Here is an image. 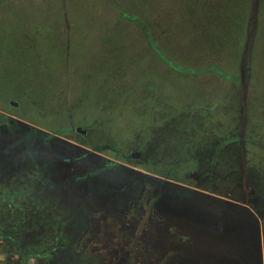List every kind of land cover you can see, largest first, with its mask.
I'll return each mask as SVG.
<instances>
[{"label": "rangeland", "instance_id": "rangeland-1", "mask_svg": "<svg viewBox=\"0 0 264 264\" xmlns=\"http://www.w3.org/2000/svg\"><path fill=\"white\" fill-rule=\"evenodd\" d=\"M201 1L0 0V264H161L173 256L164 242L172 213L180 227L192 229L194 240L185 245L193 252L207 247V235L218 232L216 215L222 223V206L189 185L167 186L157 200L162 177L171 179L160 158L180 167L181 184L199 164H185L178 154L160 157L173 148L172 132L156 131L160 123L141 116L157 112L161 120L159 112L176 101L192 108L195 101L216 100L219 92L207 95L204 86L189 84L156 51L182 58L192 49L180 47V33L213 22V12L233 4ZM247 18L259 75L260 111L252 121L264 129V0H249ZM102 95L144 105L97 123L93 104ZM218 103L217 119L226 127L225 106ZM135 122L143 124L141 137L128 148H107L129 136ZM165 126L172 129L173 121ZM202 127L198 121V133ZM142 138L149 148L134 158ZM202 141L196 136L191 145L174 146L204 148ZM262 176L255 188L264 200ZM254 248H243L244 264H264L261 246ZM212 257L215 264L234 262L221 250Z\"/></svg>", "mask_w": 264, "mask_h": 264}, {"label": "crops", "instance_id": "crops-1", "mask_svg": "<svg viewBox=\"0 0 264 264\" xmlns=\"http://www.w3.org/2000/svg\"><path fill=\"white\" fill-rule=\"evenodd\" d=\"M251 24L247 21L245 39L238 45L240 49L237 50V53L235 52L226 60L215 56L212 62L216 69L206 64L199 70L182 71V74H179L189 81V84L207 88L209 90L207 95H210L212 90L219 92L216 94L215 101L211 100L208 104H199L195 101L192 108L186 106V103L184 106L180 101H176L174 104H169L171 108L168 107L165 113L159 112L161 120L156 118L158 117L157 112H153V114L148 112L149 114L147 113L145 117L141 115L149 124L154 119L160 123L157 124V128L155 125L156 131L172 132L173 148H167V151L161 152L160 157L165 153L168 155L178 154L183 156L185 164H190L192 160H196L199 164L197 169L185 172L187 181L181 184L177 177V170L180 167L175 165V162L169 164L164 161L165 159L160 158V166L163 165L164 169L171 171V179L166 175L162 179L160 178L163 187L158 193L157 200L161 196V190H165L167 186L186 185L185 187H187L189 185L204 200L222 206L220 210L223 217L221 226L217 222V215L214 220L217 223L216 230L218 232L212 231L210 235L206 234L207 247L199 249L197 252H193L188 245H185V243L194 240L192 229L186 224L180 227L172 213V231L166 232L164 242L167 245V251L172 250L173 256L167 262L159 261L161 264H215L212 255L219 250L233 256V264H244L241 253L243 248L254 250V247L261 246L264 251L262 237L264 236V200L261 199L260 192L255 188L259 186V178L264 175V164L259 159V157H264V129L260 127V123L252 121L256 115H259L260 101L256 90L259 75L254 66L255 49L250 45L253 37L252 32L249 36ZM254 36H259V34H254ZM243 46H245L244 49H242ZM206 75H214L217 78L220 76V78L209 81L208 78V80L206 79ZM195 78H198L199 81H194ZM220 88L223 90L220 91ZM234 97L237 100L235 102ZM218 101H221L225 106L224 112L228 118L226 127L221 120L217 119L218 107H220ZM141 103L140 108L144 105ZM176 118L183 120V124H181L183 129H178ZM170 121H173L172 129L165 126ZM198 121L200 126L204 125L199 133L197 132ZM131 125L132 131L129 136L120 142H110L107 148H128L135 137H141L140 127L143 124L135 122ZM148 130L152 131L150 128ZM196 136L203 137L204 148H181V146L176 148L174 146L179 141L181 144L189 141V145H191ZM147 145V139H140L136 144V148L140 149L131 154L132 157L141 158L140 155L144 154V148H149ZM93 148L102 147L95 145ZM201 178L204 180L203 187L199 182ZM157 218L161 220V223L166 224V220L162 217L158 216ZM242 233H248V238H243ZM199 252L206 254L207 258L205 259Z\"/></svg>", "mask_w": 264, "mask_h": 264}, {"label": "trees", "instance_id": "trees-1", "mask_svg": "<svg viewBox=\"0 0 264 264\" xmlns=\"http://www.w3.org/2000/svg\"><path fill=\"white\" fill-rule=\"evenodd\" d=\"M218 1L221 3L224 0ZM228 1L229 0H225V2ZM196 2H199L200 4L202 1L196 0ZM230 3H233L231 4L232 6L230 8H222L215 13L213 12V22L206 24L205 21L202 20L199 22L198 27L195 26L194 30L192 29V31H188L187 34L185 33L186 35H182V33H180V47L183 49V46L188 44L192 50L186 51L183 49L185 52L184 56L182 58L179 56L178 58L175 55V57H171L168 54H164L156 49V51L161 55V59L158 61L161 62L162 60L168 67L174 69L173 72L178 73L179 71L182 72L201 69L206 64L216 69V67L213 65L214 63L212 62L215 56L226 60L235 52L237 53V50L240 49L238 48V45L244 41L246 35L249 0H231ZM177 15L178 14H175L174 16ZM201 16L203 17L197 18L203 19L204 17L208 16V14H201ZM170 53H172V50ZM99 92L102 94L101 91ZM138 93L141 94L140 92ZM135 96L136 95L134 94L133 97ZM133 97L130 96L132 101L135 100ZM104 98L105 95H102V99H100L99 102L93 104V106L99 110H96V112L100 115V118L96 120L97 123H100L101 120L104 121V119L110 118L114 115L115 111L125 107H131L132 109L135 107L137 108V111H139L138 108L140 106L136 105L138 104V101L127 102V99L122 98V96H118L119 99L117 100H112V98L107 97L105 99ZM103 99L106 102L103 101ZM121 99L124 101H121ZM139 101H141V99ZM80 106H82L81 102Z\"/></svg>", "mask_w": 264, "mask_h": 264}]
</instances>
